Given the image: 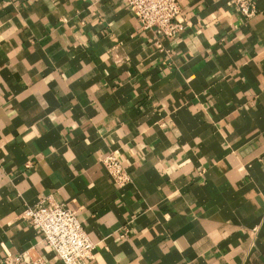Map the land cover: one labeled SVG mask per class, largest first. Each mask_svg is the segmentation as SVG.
Segmentation results:
<instances>
[{
  "label": "crops",
  "instance_id": "crops-1",
  "mask_svg": "<svg viewBox=\"0 0 264 264\" xmlns=\"http://www.w3.org/2000/svg\"><path fill=\"white\" fill-rule=\"evenodd\" d=\"M177 1L165 36L125 0H0V264H61L41 201L76 211L87 264H264V0Z\"/></svg>",
  "mask_w": 264,
  "mask_h": 264
},
{
  "label": "built area",
  "instance_id": "built-area-1",
  "mask_svg": "<svg viewBox=\"0 0 264 264\" xmlns=\"http://www.w3.org/2000/svg\"><path fill=\"white\" fill-rule=\"evenodd\" d=\"M246 17L256 9L253 0H230ZM143 28H153L160 35L173 36L188 23L177 0H125ZM113 181L122 186L129 173L122 161L109 152L100 158ZM24 216L42 233L43 241L51 246L61 264H87L92 257L93 241L83 229L77 213L62 203H40L24 209ZM49 264L43 257H29L26 252L6 253L3 264Z\"/></svg>",
  "mask_w": 264,
  "mask_h": 264
}]
</instances>
